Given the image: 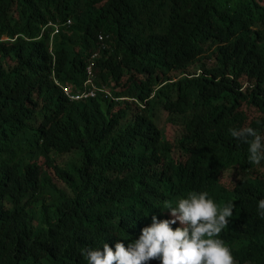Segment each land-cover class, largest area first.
<instances>
[{
    "label": "trees",
    "instance_id": "16d2710c",
    "mask_svg": "<svg viewBox=\"0 0 264 264\" xmlns=\"http://www.w3.org/2000/svg\"><path fill=\"white\" fill-rule=\"evenodd\" d=\"M248 126L264 142V0H0V264H87L190 190L233 201L218 235L264 264Z\"/></svg>",
    "mask_w": 264,
    "mask_h": 264
},
{
    "label": "clouds",
    "instance_id": "9594fccd",
    "mask_svg": "<svg viewBox=\"0 0 264 264\" xmlns=\"http://www.w3.org/2000/svg\"><path fill=\"white\" fill-rule=\"evenodd\" d=\"M229 132L247 143L249 161L264 160V142L257 129L248 126ZM165 209L169 218L152 215L127 245L122 240L111 247L103 242L101 247H83L81 255L87 264H147L150 259L159 264H236L229 245L218 235L233 215V201L218 204L208 191L190 190L175 201L164 199ZM256 211L264 216V197L257 200Z\"/></svg>",
    "mask_w": 264,
    "mask_h": 264
},
{
    "label": "built area",
    "instance_id": "2783aa9c",
    "mask_svg": "<svg viewBox=\"0 0 264 264\" xmlns=\"http://www.w3.org/2000/svg\"><path fill=\"white\" fill-rule=\"evenodd\" d=\"M69 24H70V21L66 25H69ZM58 32H59V29H58V27H56L54 34H58ZM88 74H89V76L92 75V71H91L90 67L88 68ZM89 84H91V80H88L85 85L87 86ZM63 91H64L65 95L68 98L72 99V100H78V99H80L82 97L94 96L95 95L94 91H92V90H90L87 93H83V94H73V93H71L69 88H64Z\"/></svg>",
    "mask_w": 264,
    "mask_h": 264
},
{
    "label": "rangeland",
    "instance_id": "374dc122",
    "mask_svg": "<svg viewBox=\"0 0 264 264\" xmlns=\"http://www.w3.org/2000/svg\"><path fill=\"white\" fill-rule=\"evenodd\" d=\"M165 118H166L165 114L162 115V120H163V122H164V125H165ZM164 125H163V126H164Z\"/></svg>",
    "mask_w": 264,
    "mask_h": 264
},
{
    "label": "bare ground",
    "instance_id": "6f19581e",
    "mask_svg": "<svg viewBox=\"0 0 264 264\" xmlns=\"http://www.w3.org/2000/svg\"><path fill=\"white\" fill-rule=\"evenodd\" d=\"M81 1V0H80ZM72 6V5H71ZM74 8V7H73ZM78 9V8H77ZM81 10H82V8H81ZM71 12V11H70ZM77 12L78 11H76V14H77ZM69 13V12H68ZM73 23H75V22H73ZM55 29V28H54ZM60 31V30H59ZM60 35H61V33H60ZM95 75V74H94ZM91 87V86H90ZM89 90V89H88ZM90 91V90H89ZM85 98V97H84ZM91 98V97H90Z\"/></svg>",
    "mask_w": 264,
    "mask_h": 264
}]
</instances>
